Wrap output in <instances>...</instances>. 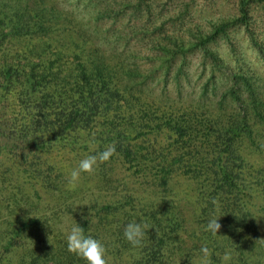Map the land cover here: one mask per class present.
I'll list each match as a JSON object with an SVG mask.
<instances>
[{
	"label": "trees",
	"instance_id": "obj_1",
	"mask_svg": "<svg viewBox=\"0 0 264 264\" xmlns=\"http://www.w3.org/2000/svg\"><path fill=\"white\" fill-rule=\"evenodd\" d=\"M142 4L136 0L133 12ZM251 5L264 7V0H239L241 18L207 41L230 25H245L264 64V45L247 25ZM65 12L44 0H0V111L9 114L0 135L20 151L10 156L15 184L4 208L17 219L0 222L14 226L7 244L26 235L33 264H85L66 249V234L78 224L105 246L107 264H199L202 246L211 250L212 264H222L226 251L230 264H264V86L258 78L242 72L228 79L216 102H185L180 92L157 91L147 73L100 51L95 35L115 26L93 22L88 38L73 27L66 47L76 53L49 54L59 48L49 35L72 26ZM77 25L85 31L84 23ZM109 145L116 148L112 158L82 173L70 189L71 171ZM218 217L223 237L204 230ZM131 222L148 225L140 247L124 238Z\"/></svg>",
	"mask_w": 264,
	"mask_h": 264
},
{
	"label": "rangeland",
	"instance_id": "obj_2",
	"mask_svg": "<svg viewBox=\"0 0 264 264\" xmlns=\"http://www.w3.org/2000/svg\"><path fill=\"white\" fill-rule=\"evenodd\" d=\"M44 1L49 6L66 9L65 14L73 21L67 33L49 35L52 46L53 41L59 42V48L48 50L49 54L62 52L69 56L76 53L66 47L67 39L74 35L70 29L74 27L77 36L82 34L88 38L94 22V26L116 27L107 34L99 32L95 35L99 39L98 45L103 48L100 51L114 63L121 62L140 75L147 73L149 86L157 91L165 90L171 97L180 92L185 102H216L226 90L228 79L242 72L254 74L258 84L264 86V64L245 25H230L225 34L219 33L212 41H207L222 25L241 18L239 0H143L144 9L141 7L139 14L133 12L136 0L131 4V0ZM128 2L130 6L124 8ZM99 9L106 11L102 10L98 15ZM251 9L248 29L264 45V7L251 5ZM80 21L84 23L85 31L78 27ZM42 39L47 42L48 38ZM179 43L182 47L175 48L174 45ZM214 74L215 78L208 84ZM8 116L3 109L0 111L2 132L9 125ZM7 136L0 135V201L4 202H0V222L13 223L17 218L8 216L12 212L4 208L11 203V187L15 184L10 156L20 155V151L13 147V141ZM8 149H14V152ZM13 230L14 226L9 224L0 226V264H33L30 248L24 242L26 235L17 239L19 242L13 241L12 246L7 244Z\"/></svg>",
	"mask_w": 264,
	"mask_h": 264
},
{
	"label": "clouds",
	"instance_id": "obj_3",
	"mask_svg": "<svg viewBox=\"0 0 264 264\" xmlns=\"http://www.w3.org/2000/svg\"><path fill=\"white\" fill-rule=\"evenodd\" d=\"M115 152V145H109L103 151L88 155L82 159L78 166L70 173L68 179L69 188L74 190L78 181L81 179L82 173L92 174L100 164L108 162ZM212 204L217 208L219 207L218 201L216 200H213ZM219 218L208 220L204 228L213 237H223L217 235L222 227L218 222ZM147 229V224L131 222L126 225L123 235L132 247H140L142 246ZM66 249L70 254L82 259L85 264H107L105 246L98 239L86 236L84 229L78 224L73 226L66 234ZM211 255V250L207 246H202L200 249L199 264H212ZM221 260L222 264H230L232 260L231 252L226 251L221 257Z\"/></svg>",
	"mask_w": 264,
	"mask_h": 264
}]
</instances>
